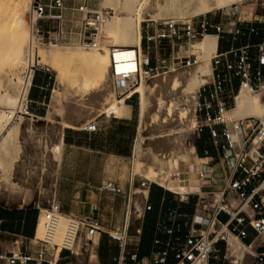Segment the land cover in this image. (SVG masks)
<instances>
[{
    "label": "built area",
    "instance_id": "1",
    "mask_svg": "<svg viewBox=\"0 0 264 264\" xmlns=\"http://www.w3.org/2000/svg\"><path fill=\"white\" fill-rule=\"evenodd\" d=\"M264 10V1L260 4ZM81 15L80 43L85 49L101 47L99 28L104 15L84 1L77 7L68 0H31L28 17L30 42L27 64L23 70L20 103L13 112V122L30 116V94L39 72L49 70L36 63L38 50L69 40L66 27L71 12ZM143 31V53L125 52L129 47H112V87L118 98L132 101L143 82L184 68L197 60L181 54L191 43L216 34L217 53L212 58V78L198 91L194 107L197 126L192 130L216 151L208 148L198 153L201 164L196 170L197 190L178 194L185 200L197 198L193 214L171 210L167 219L157 223V230L167 234V241L157 239L164 248L140 258L126 251L129 234L122 230H104L98 218L85 214H65L57 192L51 191L48 206L38 207V220L32 238L11 236V249L0 245V264H97L91 257L97 249L96 236L107 234L119 244L118 264H264V118L247 117L230 120L228 112L235 106L240 90L264 99V11L251 20L240 14L225 21L204 15L193 18L150 20ZM1 109V107H0ZM79 130L94 133L96 121ZM204 136H207L206 138ZM45 141L51 139L48 133ZM139 187L147 189L144 214L153 210L150 192L156 181L138 175ZM161 186V185H160ZM164 187V186H162ZM165 188V187H164ZM55 189V188H54ZM106 189L121 193L109 182ZM177 194V193H176ZM43 218L44 235H38ZM64 226L62 238L58 240ZM2 231L0 229V235ZM232 240L237 242H232Z\"/></svg>",
    "mask_w": 264,
    "mask_h": 264
},
{
    "label": "bare ground",
    "instance_id": "2",
    "mask_svg": "<svg viewBox=\"0 0 264 264\" xmlns=\"http://www.w3.org/2000/svg\"><path fill=\"white\" fill-rule=\"evenodd\" d=\"M22 1L0 0V67L5 63H10L17 68L22 65L19 73V82L17 81V96L11 95L9 97L7 100L8 106H0V152L7 156L11 155V150L21 129L22 123L13 122L12 119L13 112L20 103V92L23 83L22 73L27 64V48L30 42L29 29L28 31L26 29V18L20 7ZM115 1L104 0L105 8L114 4ZM123 1L128 14L115 13L108 16L107 12L100 11L104 15V22L99 28V36L101 37L100 48L92 49L91 51L85 49L65 51L64 47L59 44L53 46L50 51H41L39 56V50L43 48L41 47L36 55L37 64L47 66L50 71L58 74L57 83L59 85L70 84L74 89L89 92L92 99H88V102L84 105L98 108L100 113L116 117L124 116L129 110V105L125 101L126 98L112 99L109 97L110 67L113 65V50L106 43L114 45L131 43L133 44L132 48H127L125 52L135 53L134 48H137L142 55V26L143 22L146 21L145 16L150 14L153 11L152 9L157 8V15L159 16H189L191 18L207 14L216 9H226L236 4L241 5L249 0H163L164 3L160 2V0H117L119 4ZM151 16L156 17V15ZM103 35L106 37L105 41ZM66 43H69V40L62 44ZM218 47L217 35L213 33L207 34L204 38L191 43L186 49L188 55L197 60V64L193 66V69H190L191 71L180 73L176 70L157 77L151 84L143 81L134 91L133 94L140 93L139 117L141 123L139 125L140 128L138 127L137 140H135L134 175L146 176L176 193H186L190 191L191 186L198 183L196 171L189 170V168H199L201 160L200 163L194 162V152L188 145L185 148L181 147L184 150H176L174 146L178 145H175V143H182L178 142L179 135L181 137L182 133L187 134L189 133H186L188 129L191 131L193 127L197 126V120L196 123L194 121L196 117L193 116L194 119L190 115L194 103L196 104L198 100L200 87L212 78V58L217 53ZM198 56H200V60H198ZM1 98L2 94L0 93ZM235 102L237 103L236 107L234 109L232 107L227 114L230 120L247 117L264 118V99L260 95L242 89L237 98L235 97ZM85 113V109L79 112L80 115ZM188 117L190 121H184V118L187 119ZM20 118H24V116ZM185 122H188V128L181 132L178 131V136H175L172 131L186 125ZM64 124L66 125L67 123ZM146 127H150L152 135H157L160 140L164 141L167 148L164 150H168L167 152L170 154V157L167 154L169 157V160L166 159L168 161L166 163L167 169L162 168V166L158 169L159 166L157 167L158 164H156L159 161L158 156V161L155 160L157 162L153 161L146 164L143 161V155H145L144 145L148 139V136L145 135ZM27 129H30V125ZM183 137L186 138V136L181 138ZM57 152L59 156L60 151L58 150ZM165 155L166 151H164ZM161 156H163L162 153ZM173 174L176 180H172ZM133 181L135 182V178ZM135 194H142L145 200L149 192L147 189L138 187L135 188ZM136 206L138 207L137 209H140V202ZM44 232L43 218H41L38 235L41 237ZM63 232L64 226L60 231L58 240L62 238ZM111 232L115 234V231ZM232 242L237 241L232 240Z\"/></svg>",
    "mask_w": 264,
    "mask_h": 264
},
{
    "label": "crops",
    "instance_id": "3",
    "mask_svg": "<svg viewBox=\"0 0 264 264\" xmlns=\"http://www.w3.org/2000/svg\"><path fill=\"white\" fill-rule=\"evenodd\" d=\"M52 78L50 70H44L37 74L35 86L30 94V116H25L30 130L39 127L45 134L56 129L59 136L57 145H53L51 148L56 162V170L42 175L51 179L52 190L57 192L65 214L94 216L99 219L104 230L115 231L127 227L129 234L132 225H134L133 202L136 200L135 205L140 202L139 210H142L140 197L144 200V196L140 194V197L133 198L136 195L135 188H138L133 181L136 176L134 175V165L130 178L119 177L116 174V162L117 158L125 159L133 153L135 154L134 134L136 133L138 137L139 125H141L140 117L136 126L130 118L124 117L125 115L122 117L109 116L100 113L96 108L94 110H97V115L85 109L86 115H80L79 110L78 114L70 113L65 117L54 115L53 118L51 117L52 110L47 111L48 106L51 108L54 106L53 96L52 102L49 101ZM90 121H96L98 124L97 132L89 133L79 130L81 125ZM188 146H192L194 152L197 153L194 144ZM196 146L200 154H203L205 148H208L211 154H216L214 148L203 140ZM58 150L60 151L59 156ZM111 167L113 170L108 169ZM192 169L197 170V168ZM109 182L121 187L122 192L107 190L106 184ZM197 185L198 183L191 186L190 192L197 190ZM186 193L176 194V192L160 185L152 187L150 197L153 210L136 218V221L141 222L137 229L138 234L135 237V242L130 244L133 251H128L129 241L126 251L128 253L137 252L139 257L143 258L163 249L164 246L157 245L155 241L157 239L167 241L170 236L160 233L157 230V223L162 219H167L173 209L181 214L195 212L197 200L195 196H191L189 200L178 196V194ZM129 197H131L130 202L126 205ZM31 199L34 200L35 197L31 196ZM32 200L24 202L31 203ZM37 220L38 207L24 203L10 205L0 200L1 247L11 249L10 235L16 234L32 238L36 231ZM95 240L97 249L91 260L97 264H118L117 259L120 255L118 242L103 233L98 234Z\"/></svg>",
    "mask_w": 264,
    "mask_h": 264
},
{
    "label": "rangeland",
    "instance_id": "4",
    "mask_svg": "<svg viewBox=\"0 0 264 264\" xmlns=\"http://www.w3.org/2000/svg\"><path fill=\"white\" fill-rule=\"evenodd\" d=\"M18 0H16L17 2ZM31 0H23L20 4L21 11L24 13V16L26 18V29L27 28V20L29 17V6H30ZM88 1L91 2L94 6V9L98 11H105L107 12L108 16L119 13L121 15L128 14V11L125 8V2L123 1L121 4L117 2V0L114 2V4L107 6L105 8L104 6V0H68V5L71 7H77L78 4ZM264 0H255V1H245V3L241 5H233L230 8L226 9H216L213 10L207 14L215 18H224L226 21L232 18L233 15L240 14L243 19L245 20H251L254 16V14L257 12H262L263 9H261L260 4ZM160 2L164 3L163 0H160ZM15 4V3H14ZM13 4V5H14ZM152 9L154 11H151L150 14H147L145 16L146 21L149 22L150 20H164L168 18H172L173 16L168 17L166 15H157L158 10ZM151 15H156V17H153ZM200 15V16H204ZM193 17H199V16H193ZM191 17V18H193ZM173 18H190L189 16H174ZM82 18L81 15H79L77 12L73 11L70 13V15L67 18L66 27L68 31L72 32L69 35V43L61 44V46L64 47L65 51H76L85 49L82 47L80 43V34L82 32ZM143 22L142 31H144L145 25L147 23ZM29 32V31H28ZM104 41L106 40L105 35H103ZM198 41V40H197ZM29 42V40H28ZM194 43V42H193ZM27 44V43H26ZM143 44V42H142ZM28 45V44H27ZM109 48L112 50V47H129L132 48L133 44L131 43H123L121 45H114V44H108ZM27 47L26 45H24ZM53 47L49 48H41L39 50V56L41 51H50ZM87 51H91L92 49H85ZM181 54H188L185 50L181 51ZM198 60H200V56H198ZM40 61V58H39ZM43 66V65H42ZM22 65L20 67H15L14 65L10 63H5L0 67V93L2 94V98L0 99V106L6 107L8 106L7 100L11 95L17 96L18 94V82H19V73ZM45 68L48 69L47 66ZM192 68H184L181 70H178V72L186 73L191 71ZM53 78L51 81V89L49 92V101L52 102V96L54 101V106L51 108V106L47 107V111L52 110L53 115L51 117L54 118V115H59L62 117H65L67 114L70 113H77L79 110H89V112L95 113V115L98 114L97 110H94L96 108H91L92 106L84 105L86 102H88V99H92V96L89 94V92H84L79 89H74L71 87L70 84L65 85H59L57 83L58 74L50 71ZM191 73V72H190ZM110 95L109 97L112 99H117V94L115 93L113 87H112V76H111V67H110ZM156 79V78H155ZM155 79L152 81H148L149 84H151ZM18 81V82H17ZM138 93V92H137ZM240 93V92H239ZM239 93L237 95H239ZM139 96H136L132 101H126L129 104V112L125 114L124 117L130 118L131 122L134 125H138V118H139V100H140V93H138ZM236 95V98H237ZM125 98V97H122ZM119 98V99H122ZM197 102V101H196ZM237 102V101H236ZM237 104V103H236ZM233 106V109L236 107ZM195 105V103H194ZM194 105L192 108V113L190 117H195L194 114ZM85 106V107H84ZM76 107V108H75ZM89 107V108H88ZM83 108V109H82ZM193 114V115H192ZM193 117V118H194ZM189 118V117H188ZM184 118V121H190L189 119ZM195 119V118H194ZM196 123V119L194 120ZM21 122V129L20 133L16 139L15 145L13 149L11 150V155L7 156L6 154L0 152V200H2L5 204L10 205H17V204H29L31 206L46 208L48 206V201L50 199L51 191H52V182L49 177H46V175L42 174H49L50 172H55L56 170V162L54 161V155L51 152V148L53 145H57L56 143L59 140V136L57 133V130L54 129L53 131H49L48 134L51 137L48 141H45V138L43 137V131L39 127H35L34 130L27 129L29 126L27 124L28 120L24 116V118H20L19 121ZM183 123V122H182ZM186 123V125H184ZM183 127H178L174 129L172 132L175 136H178V133L183 131L184 129L188 128V122H185ZM196 126V125H195ZM195 127L191 129H188L187 134L182 133V136H186L181 138L180 135L178 142L182 143H175L180 144V146L176 145L174 146V149L181 150V147H186V145H193V141H196V144L198 142H201L202 140L197 139L192 130ZM30 130V131H29ZM179 131V132H178ZM184 134V135H183ZM145 135L148 136V139L145 142V155H143V161L147 164L149 162H153L157 160V156L159 161L156 164L158 169L166 168L167 167V160L170 157V154L167 152L168 150L165 146V143L163 140H160L157 135H152L150 127H146ZM137 138L136 133L134 134V144L135 140ZM183 139V140H181ZM176 140V141H177ZM181 140V141H180ZM185 140V141H184ZM163 141V142H162ZM184 141V142H183ZM183 144V145H182ZM179 147V148H178ZM190 149L194 152V149L192 146H189ZM184 148L182 150H184ZM164 151H166V155L164 156ZM161 153L163 156H161ZM198 153L200 154L199 150ZM167 154H169L167 156ZM160 155V157H159ZM134 156L133 153L130 157L125 159L117 158L116 162V174L119 177H131V174H133V165H134ZM110 158H113L112 156H109ZM165 157V158H164ZM161 158V159H160ZM169 160V159H168ZM193 160L196 163H200V158L197 153L194 152ZM163 164V165H162ZM23 165V166H22ZM25 166V167H24ZM165 166V167H164ZM23 169V171H21ZM25 169V170H24ZM109 170H113V168H108ZM167 169V168H166ZM190 170H193L191 167ZM198 169V168H197ZM186 170V169H185ZM48 176V175H47ZM172 178V177H171ZM172 180H176L173 174ZM135 186L139 187V179L138 175L135 177ZM190 192V191H188ZM132 193V190H131ZM31 196H34L35 199L32 200ZM139 195H134L133 198L136 199V197ZM179 198H181L180 195H178ZM186 196L184 195L183 198ZM131 197H129L126 201V205L130 202ZM32 200L31 203H25ZM25 201V202H24ZM141 201V207L142 210L137 209L135 205V200L133 202V222L134 225H132V229L129 232V247L128 251H133L131 249L132 242H135V237L138 234L137 229L140 227L141 221H136V218L139 216H142L144 213V208L146 205V201L143 200L142 197H140Z\"/></svg>",
    "mask_w": 264,
    "mask_h": 264
},
{
    "label": "trees",
    "instance_id": "5",
    "mask_svg": "<svg viewBox=\"0 0 264 264\" xmlns=\"http://www.w3.org/2000/svg\"><path fill=\"white\" fill-rule=\"evenodd\" d=\"M155 186H157V185H154L153 187H155ZM150 201H151V203H152L151 197H150Z\"/></svg>",
    "mask_w": 264,
    "mask_h": 264
}]
</instances>
